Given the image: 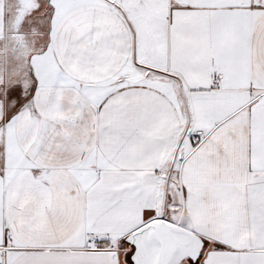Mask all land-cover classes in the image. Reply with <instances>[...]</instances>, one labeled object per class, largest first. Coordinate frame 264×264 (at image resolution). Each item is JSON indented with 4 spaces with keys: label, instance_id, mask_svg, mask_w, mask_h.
<instances>
[{
    "label": "snow or ice",
    "instance_id": "6c2138e0",
    "mask_svg": "<svg viewBox=\"0 0 264 264\" xmlns=\"http://www.w3.org/2000/svg\"><path fill=\"white\" fill-rule=\"evenodd\" d=\"M0 264H264V0H0Z\"/></svg>",
    "mask_w": 264,
    "mask_h": 264
},
{
    "label": "crops",
    "instance_id": "0c3cea01",
    "mask_svg": "<svg viewBox=\"0 0 264 264\" xmlns=\"http://www.w3.org/2000/svg\"><path fill=\"white\" fill-rule=\"evenodd\" d=\"M189 216L193 226H197L200 223L201 215L199 213L189 214Z\"/></svg>",
    "mask_w": 264,
    "mask_h": 264
}]
</instances>
